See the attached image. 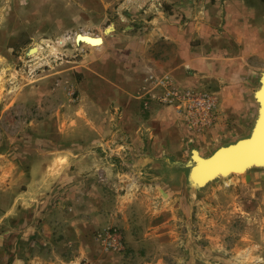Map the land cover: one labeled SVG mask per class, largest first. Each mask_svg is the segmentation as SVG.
Segmentation results:
<instances>
[{
	"label": "crops",
	"instance_id": "0c3cea01",
	"mask_svg": "<svg viewBox=\"0 0 264 264\" xmlns=\"http://www.w3.org/2000/svg\"><path fill=\"white\" fill-rule=\"evenodd\" d=\"M104 6L139 26L119 44L87 45L92 56L81 64L92 73L83 80L89 90L77 113L90 124L46 126L34 143L7 145L0 152V264H111L97 254L95 232L116 225L126 246L136 247L145 233L157 235L164 225L158 199L172 198V217L178 216L179 199L191 212L187 196L196 198L198 190L179 168L167 172L163 159L179 157L192 139L173 105L142 110L139 89L149 73L215 93L216 116L225 122L211 131L225 144L244 131L248 74L253 60L264 58V2L108 0ZM74 62L71 66L78 68ZM117 116L124 118L134 174L124 173L110 157L119 150L109 122L106 126L100 119ZM120 175L140 178L138 189H129L128 182L120 192L113 184ZM146 197H156V206ZM143 202L153 206L144 224Z\"/></svg>",
	"mask_w": 264,
	"mask_h": 264
},
{
	"label": "rangeland",
	"instance_id": "374dc122",
	"mask_svg": "<svg viewBox=\"0 0 264 264\" xmlns=\"http://www.w3.org/2000/svg\"><path fill=\"white\" fill-rule=\"evenodd\" d=\"M107 2L0 0V152L7 145L34 143L35 138H42L46 126L81 128L90 124L88 119L78 117L77 111L82 108V97L89 90V86L82 85L83 80L85 76L90 78L92 73L81 61L84 57L90 59L93 49L78 36L80 33L101 35L105 43L119 44L124 34L139 26V23L119 16L115 7H105ZM36 46L40 47L39 54L28 52ZM75 60L79 63L78 68L71 66ZM87 71L91 73L88 75ZM263 71L264 58L254 59L245 93L250 106L241 137L249 134L257 116L259 104L254 92L260 86ZM154 104L165 103L146 97L142 99V110L146 111ZM123 120L117 116L100 119V122L106 126L109 122L114 131L112 142L119 152L110 156L113 163L124 173L130 170L134 174L135 168L129 165V140L123 130ZM224 122L225 119L218 118L203 133H194L184 125L192 140L179 157L163 159L165 170L171 173V168H179L187 174L188 168L184 164L190 158L192 148L207 156L225 144L227 141L212 136L214 131H211ZM88 135L83 134L84 138ZM107 152L112 153L111 150ZM112 171L111 168L110 175H113ZM141 171L143 169L137 170ZM129 178L120 175L113 184L123 194L127 188L124 184L128 182L133 185L129 189L137 190L140 178ZM197 190L196 198L187 196V206L191 201V212H187L179 199L177 217H172L171 197L165 195L158 199L163 201L164 225L157 230V235L145 233L136 247L126 246L125 234L116 225L111 227L122 231L124 251L105 250L97 239L102 231L95 232L97 254L111 264H264V167L255 166L245 172L221 176ZM155 198L146 197L145 202H151L155 207ZM145 202L139 210L143 224L153 213L152 204Z\"/></svg>",
	"mask_w": 264,
	"mask_h": 264
},
{
	"label": "built area",
	"instance_id": "2783aa9c",
	"mask_svg": "<svg viewBox=\"0 0 264 264\" xmlns=\"http://www.w3.org/2000/svg\"><path fill=\"white\" fill-rule=\"evenodd\" d=\"M141 98L158 99L161 103L173 105L181 113L184 125L194 133H203L218 119L217 96L209 90L182 87L168 79H158L153 73L145 76L139 89ZM97 239L107 251L121 252L125 249L122 231L110 227L98 233Z\"/></svg>",
	"mask_w": 264,
	"mask_h": 264
},
{
	"label": "water",
	"instance_id": "95a60500",
	"mask_svg": "<svg viewBox=\"0 0 264 264\" xmlns=\"http://www.w3.org/2000/svg\"><path fill=\"white\" fill-rule=\"evenodd\" d=\"M131 28V27H127ZM109 31V29H107ZM80 36V35H79ZM78 36V37H79ZM98 40V38H93ZM32 49V48H31ZM29 49V53L31 51ZM254 96L258 101V112L255 118L254 124L252 126L251 131L248 135L240 137L239 139L235 140L234 142H230L225 145H220L216 149H214L209 155L204 156L200 153L197 148H192L190 153V158L186 161L184 166L188 168L187 179L189 184L194 188L198 189L203 187L205 183L215 179L219 176L217 173L218 171L225 175H230L231 170H243L247 167L246 170L255 167L264 165V153L258 151H252L251 154H248L242 159L239 160H231V156L238 151L239 149H246L247 145L255 144L261 140L263 136V127H264V71L261 73L260 76V86L258 89L255 90ZM220 158H224L226 161H220ZM218 163L215 167H212L209 172L204 175L202 178H196L197 175L195 174L198 166L202 163L213 162ZM234 162H231V161ZM223 168V169H220ZM220 169V170H219ZM245 170V171H246ZM244 171V172H245Z\"/></svg>",
	"mask_w": 264,
	"mask_h": 264
},
{
	"label": "bare ground",
	"instance_id": "6f19581e",
	"mask_svg": "<svg viewBox=\"0 0 264 264\" xmlns=\"http://www.w3.org/2000/svg\"><path fill=\"white\" fill-rule=\"evenodd\" d=\"M77 35L78 33L76 34V38H77ZM93 38H98V40L96 39H93ZM79 39L86 45L90 46V47H96V46H99L103 43L104 39L101 35H91L90 33H80V36H79ZM39 51H40V47L39 46H36L34 48L31 49L30 53H36L35 55L39 54ZM252 129V128H251ZM251 131V130H250ZM254 152V151H258V152H262L264 153V127H263V136L261 137V140L259 142H256L255 144H250V145H247L246 149H239L238 151H236L232 156H231V160H239V159H242L244 158L245 156H247L248 154H251V152ZM230 160V161H231ZM220 161H226L224 158H220L219 159V162ZM215 161L213 162H208V163H202L200 166H198V169L196 170L195 174L197 175V179L198 178H202L204 175H206L209 170L212 168V167H215L216 165H218V163H215ZM231 162H234V161H231ZM260 166V165H259ZM260 167H264V165H261ZM249 168V167H247ZM247 168L243 169V170H231L230 172L231 173H240V172H244ZM220 169H223V168H220ZM219 169V170H220ZM229 173V174H231ZM219 176H217L215 179L221 177V176H227L225 174H222L218 171L217 173ZM214 180V179H213ZM212 181V180H211ZM210 182V181H209ZM209 182L205 183V185L203 186H206Z\"/></svg>",
	"mask_w": 264,
	"mask_h": 264
}]
</instances>
